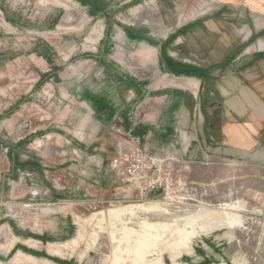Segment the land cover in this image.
<instances>
[{
	"label": "rangeland",
	"instance_id": "1",
	"mask_svg": "<svg viewBox=\"0 0 264 264\" xmlns=\"http://www.w3.org/2000/svg\"><path fill=\"white\" fill-rule=\"evenodd\" d=\"M139 1L0 0V37L6 44L0 51L9 60L0 64V169L16 137L8 126L15 120L14 108L20 107L16 114L21 113L22 118H35L30 115L34 112V92L45 82L46 90L39 89L42 92L36 96L42 97L47 91L46 98L55 96L50 113L65 112L67 106L74 105L67 92L80 95L75 82L83 77L82 72L90 76L99 73L97 68L91 69V57L112 56L120 47L130 51L137 48L136 43L126 44L130 33L138 31L146 42L163 44L162 51L170 56L168 66L199 73L193 76L182 70L178 80L187 75L195 84H189L190 80L187 86H174L170 92H153L159 99L145 101L149 106L157 103L161 111L155 123L148 119L146 110L141 111L144 101L136 100L137 111L130 125L121 128L122 133L117 131L119 127L108 130L106 136L110 148L107 157L111 154L112 158L123 141L150 147L148 133L152 136V127L158 132L162 126L160 134H155L157 143L167 141L170 146L156 151L161 160L167 154L175 160L167 187L146 197L114 188L104 197L65 199L60 202L65 203L61 209L59 203L47 200L40 203L44 205L21 210L13 203L2 204L0 228L9 222L6 225L20 240L7 244L5 250L9 252L3 264H264V200L252 196L264 193L263 11L248 12L240 6L225 10L222 16L208 9L188 17L186 0H168L175 3L173 10L147 16L138 9L134 13ZM3 15L9 20H3ZM133 17L142 23L138 30L135 22L132 25ZM206 19L208 23L203 24ZM122 39L123 44L119 43ZM146 42L139 43L148 46ZM146 52L144 63H154V49ZM166 78L160 76L156 82ZM167 80L176 83L175 79ZM152 81L150 77L149 84ZM240 105L246 110L242 117ZM193 108L196 113L190 114ZM253 113L260 117L255 118L256 124ZM180 115L182 132L176 135ZM212 118H222V124L250 123L247 136L256 143L248 154L238 150L232 132L234 141L224 146L217 135L206 141L203 131ZM130 130L132 138L126 136ZM76 132L78 129L71 134L78 136ZM197 134L203 135V142ZM180 138L184 140L181 145ZM198 144L199 149L212 144L215 151L201 158L196 151ZM31 151L24 150L30 155ZM52 217L67 223L56 230V236L49 233L54 229ZM43 219L46 224L52 222L46 232ZM29 238L35 241L28 247L24 242ZM43 238L50 241L44 246L35 244ZM52 242L61 243L48 248Z\"/></svg>",
	"mask_w": 264,
	"mask_h": 264
},
{
	"label": "crops",
	"instance_id": "2",
	"mask_svg": "<svg viewBox=\"0 0 264 264\" xmlns=\"http://www.w3.org/2000/svg\"><path fill=\"white\" fill-rule=\"evenodd\" d=\"M130 1L131 0H123V4ZM186 1L187 2L184 3L186 7L189 8L187 10L189 12L188 17H193L195 14L198 15L199 12L201 13L202 10L207 11L208 9H213L222 16L225 10L232 11L234 7L240 6L245 7L248 12H260L261 10L264 15V0ZM174 4L175 3L169 2L168 0H140L137 5L134 6V8H136L134 13L139 10V12L142 11L148 16L149 13L153 14L155 11L163 9L173 10ZM206 13L207 12H204V14ZM2 18L3 20H9L6 18V15H3ZM132 19H134L132 25H134L135 22V29L138 30V27H141L142 23L137 22V17H133ZM208 19L211 18L209 17ZM208 19L204 20L202 23L207 24ZM256 28L257 27H255V29ZM175 29L178 30L179 26H175ZM137 32L138 31L134 32L135 35H131L130 33V39H128V43H126L127 45L129 43L135 45L136 43L138 45L136 49H132L131 47L130 51L120 47L112 56L99 55L91 57L89 60L91 69L94 70V68H97L99 73L90 76L82 72L83 75L81 76L83 77L75 82L76 88L78 86L80 87V95H74V97L71 92H67L68 94L66 96L74 99V105L67 106L65 112L50 113L55 96L46 98L47 91H45L42 97L40 96L41 94L36 96L38 92H42L39 89L43 88L46 90L45 82L39 89L36 87L38 92H34V104L31 107L34 112L30 115H35V118L34 116L31 117L33 119L29 120L22 118L21 113L16 114L18 110L20 112V107L16 106L14 108L13 115L15 120L8 126L9 129L15 133L16 137L15 140L9 144V152H7L8 149H6V147H4L5 150L3 149L7 154L3 159L4 161L1 160L4 168L0 169V210L2 209L1 206H8V204L11 203L20 210L22 207L30 209L37 205H44L40 204L44 200L59 203L57 205H59L58 208L61 209L65 203L60 202H64L65 199L72 200L74 197L91 198L94 196H103L117 187L118 182L114 179L112 174L107 171L108 163L111 160V154L107 157V152L110 150V148L106 146V143H109L106 138L108 130H113V128L115 129L117 127H124L125 130V127L130 125L129 123L132 121V116L137 111V108L135 109L133 104L136 100L137 102L139 101V103H143V101L145 103L147 99H155L157 101L159 97L158 95H154L153 92L166 89L170 92L174 90V86L178 87L180 84L187 86L190 80L191 82H189V84H195V82H192L194 78L192 77L193 79H189L187 75H183V79L178 80V77L182 76V74L174 73V71L167 66V63H165L164 59H168L170 56L167 52L162 51L163 44L158 41L155 42L150 40L146 42ZM151 38L155 39L153 35ZM2 40L3 36L0 37V47L6 46ZM140 41L146 42L148 46L139 43ZM119 43L123 44V39ZM155 43L159 44L157 45ZM150 48L154 49L156 52L155 61L152 64L144 63L145 57L148 56L146 50H150ZM6 58L4 53L0 51V64L2 62L3 65H6L9 62ZM84 71L86 72L88 70ZM165 75L167 78L175 79L176 83H174V81H168L167 78L160 83L156 82L160 76ZM87 77L90 80H88ZM150 77L153 79L152 85L149 84ZM181 80L185 81V83H182ZM57 103L61 104V101ZM157 107V103H153L151 106L145 103L141 111L143 112L146 110L148 119L150 121L153 119L155 123L157 118L161 116V111L157 110L159 109ZM240 109L242 117L245 115L246 110L242 109L241 105ZM57 113L60 115H57ZM192 113H196L194 108L190 114ZM186 114L188 115L187 118L190 120V115L188 113ZM195 115L196 114H194V117ZM180 117L181 115L176 119L175 123L176 135L179 134L178 132H182L178 123L181 119ZM252 118L253 123L256 124L255 118L260 117L257 113H253ZM209 121L210 120H207L206 123L207 130L203 131L207 139L206 141L208 142L213 140L212 136L217 135L219 139H221V144L224 146L226 142H232L233 133V137L238 140V150H243L244 154H248L247 150H251V148H253V143H256L250 142L247 136L250 123H241L242 125H232L230 123L222 124V118H216V120L212 118L210 121L211 123H209ZM203 127L204 126H201V128ZM75 129H78V133L76 132L78 136L71 134L72 130ZM152 129L155 134H160L162 126L161 129H158V132L156 127H152ZM57 130L66 133L60 135L56 133ZM199 131L200 130H198V132ZM148 134L147 138L150 137L148 141L151 150H158L159 147L164 149V147L167 148L170 146V142H165V140V144L162 143L159 145L156 135L154 134L151 136L152 132ZM162 134L163 133H161V135ZM197 137H201L199 139L203 142L202 139L204 137L202 134H197ZM179 142L181 145L184 140L180 138ZM211 146L212 144L204 149H199L200 144H198V149L196 150L197 154H199L201 158H205L204 156H207V154L210 155V153L212 154V152L215 151ZM24 150L31 151L32 154L30 155L28 152H24ZM35 157L37 160L34 159ZM261 158L262 156H257V159ZM49 163H54L58 166L52 167L48 165ZM249 196L259 197L261 200H264V193L261 191ZM55 197L56 199H54ZM53 219L55 220L53 224L54 229L49 233L56 236L58 235L56 230L60 231V227L66 226L67 223L55 217H52V220ZM66 219L67 218H65V220ZM6 224L10 223L6 222ZM6 224L3 225L4 228H0L1 264H3V260H6L7 253L9 252L8 249L5 250L7 244L10 243L12 245L20 242L19 238L13 233L12 227ZM51 224H46V221L43 219V232H46L45 228H50L49 226H51ZM34 241L35 240L29 238L24 244L29 247V245H33L32 243H34ZM46 241L50 240L43 238L35 244L44 246ZM59 243L61 242H52L51 244H47V247L55 248V245ZM48 248L46 249L48 250ZM28 257L29 260L32 259L31 255Z\"/></svg>",
	"mask_w": 264,
	"mask_h": 264
},
{
	"label": "built area",
	"instance_id": "3",
	"mask_svg": "<svg viewBox=\"0 0 264 264\" xmlns=\"http://www.w3.org/2000/svg\"><path fill=\"white\" fill-rule=\"evenodd\" d=\"M120 129L117 131L122 133ZM130 132L127 131L126 136L132 138ZM159 154L156 150L131 141L119 143L107 167V171L118 182L117 190L134 197H146L167 187L168 174L175 160L168 154L161 160ZM168 160L171 162L161 167Z\"/></svg>",
	"mask_w": 264,
	"mask_h": 264
},
{
	"label": "trees",
	"instance_id": "4",
	"mask_svg": "<svg viewBox=\"0 0 264 264\" xmlns=\"http://www.w3.org/2000/svg\"><path fill=\"white\" fill-rule=\"evenodd\" d=\"M165 63H167V66H168V62L166 61V59H165ZM173 71L175 70V73H181L182 72V70L184 71V69H185V67L183 68L182 66H178V67H172V66H169ZM186 70V69H185ZM176 71H178V72H176ZM184 72H186V74H190V75H193V76H195V74H199L198 72H195L193 69H187L186 71H184Z\"/></svg>",
	"mask_w": 264,
	"mask_h": 264
}]
</instances>
